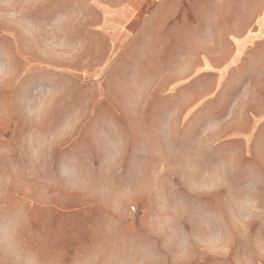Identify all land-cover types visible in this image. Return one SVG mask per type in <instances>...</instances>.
I'll return each instance as SVG.
<instances>
[{"label":"rangeland","instance_id":"374dc122","mask_svg":"<svg viewBox=\"0 0 264 264\" xmlns=\"http://www.w3.org/2000/svg\"><path fill=\"white\" fill-rule=\"evenodd\" d=\"M141 2L0 0V264H264V39Z\"/></svg>","mask_w":264,"mask_h":264},{"label":"crops","instance_id":"0c3cea01","mask_svg":"<svg viewBox=\"0 0 264 264\" xmlns=\"http://www.w3.org/2000/svg\"><path fill=\"white\" fill-rule=\"evenodd\" d=\"M154 5L153 14L160 21H174L180 15L183 5L198 22L214 24L232 39L228 56L220 63L207 60L206 69H244L248 63L249 43L264 39V0H142L139 5ZM255 70L264 71V49L255 52ZM264 77V76H262Z\"/></svg>","mask_w":264,"mask_h":264}]
</instances>
